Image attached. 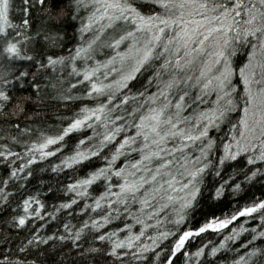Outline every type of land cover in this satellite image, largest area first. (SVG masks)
Segmentation results:
<instances>
[{
	"label": "snow or ice",
	"instance_id": "6c2138e0",
	"mask_svg": "<svg viewBox=\"0 0 264 264\" xmlns=\"http://www.w3.org/2000/svg\"><path fill=\"white\" fill-rule=\"evenodd\" d=\"M78 85L90 103L53 130L45 101ZM57 154L53 172L85 171L44 216L86 218L41 235L45 205L23 197L8 223L42 222L0 237V264H264V192L238 202L264 181V0H0V185Z\"/></svg>",
	"mask_w": 264,
	"mask_h": 264
},
{
	"label": "trees",
	"instance_id": "16d2710c",
	"mask_svg": "<svg viewBox=\"0 0 264 264\" xmlns=\"http://www.w3.org/2000/svg\"><path fill=\"white\" fill-rule=\"evenodd\" d=\"M19 2V0H17ZM35 26V25H34ZM68 32L71 33V29H68ZM70 41L66 40L65 47H67V43ZM110 54V53H109ZM97 59L103 60L104 56L98 55ZM146 75L144 77H138V79L135 82V87H138L140 84L143 83L144 79L146 78ZM84 90L83 85H78L77 88L74 91V95L79 97L78 99L73 100H60L54 93L51 96V99H48L45 101L46 105V111L48 113V116L50 117L47 120V124L54 130L56 126H58L60 123L67 121L71 116H73L76 113V110L79 106H81L82 103L89 104L90 101L86 97H82L80 94ZM117 114H120L117 112ZM59 117V119H57ZM83 132L85 134L90 135V130L84 129ZM77 137L75 135H70L68 138L69 144H72ZM16 151H19V149H14ZM59 159V154L53 157H47L44 160H36L32 165H29L25 172L19 173V176H25L27 177V172L31 171L33 174L30 177H27V183L24 180L16 179L12 185L5 186L0 185V187H6L7 191L9 192V207L4 208L3 206H0V237L8 236L9 238H13V244L16 243H22L25 238L29 236L30 231L35 230L39 228L41 224V219L37 217H29L28 221L26 222V226L23 228H15L12 226L11 223H8L10 218L14 215H18L20 212H22V208H17V205L20 203V200L23 197H26L29 194L35 195L37 199H40L41 202L45 205V207L41 210V216L43 217L44 222V228L40 229V232L38 234L41 235H52L55 233V235L58 237L61 234L68 235V233L65 232L62 225L64 223H68L70 228H75L79 226V219L86 218L83 217L82 214H80L79 217H77L76 214H74L72 217H69L65 214L63 210L56 212V219H52L51 216H44L45 212L51 213L53 211V206L58 204L60 200H62L65 196L64 191L61 189V185H66L69 182L70 178H75L77 174L83 175L85 169H80L78 173L71 169H57V171L53 172L50 168L51 164H56ZM23 157L20 160H17L16 163H24ZM98 162L94 161L93 164H97ZM227 171V169H226ZM210 179L212 177H209ZM26 187L21 189L19 186L20 184H25ZM52 188L53 191L49 192L48 189ZM262 192H264V181H261L258 184H253L251 187H248L245 189L243 194L239 198V204L243 205L248 197H250L252 194L260 195ZM98 194V193H96ZM55 197V198H54ZM83 197L81 198V200ZM230 197H225L220 205L218 206V214H221L226 211L231 210L230 206ZM77 203H80L78 200ZM83 205L81 204V207ZM35 207V206H33ZM91 211V210H89ZM240 223H243V218H238ZM249 223H255V222H249ZM232 226H236V222H233ZM246 227L248 225H245ZM230 231V228H229ZM74 235V232L72 233ZM244 235L241 234V238L237 241L229 242L230 245L236 246V250L243 252V249L239 248L238 245L243 244ZM201 239H205L207 242H210L212 244L219 243V237L217 234L209 232L206 237H202ZM49 246L51 247V242H49ZM89 246V240L88 238H85L82 247H88ZM71 247L70 241H64L62 244L60 241L55 242V248L56 252L60 253L62 251H66L68 248ZM41 248H43V245H41ZM222 252H225L227 254L228 260H232L234 258V253L227 251V249H223ZM21 258H25L22 256ZM217 258L219 260L224 259L223 256H221L219 253L217 254ZM213 258V259H217ZM51 259H55L54 257ZM69 264H85L84 261L79 260V258L75 256L69 257Z\"/></svg>",
	"mask_w": 264,
	"mask_h": 264
},
{
	"label": "rangeland",
	"instance_id": "374dc122",
	"mask_svg": "<svg viewBox=\"0 0 264 264\" xmlns=\"http://www.w3.org/2000/svg\"><path fill=\"white\" fill-rule=\"evenodd\" d=\"M112 77H109V79H111Z\"/></svg>",
	"mask_w": 264,
	"mask_h": 264
}]
</instances>
